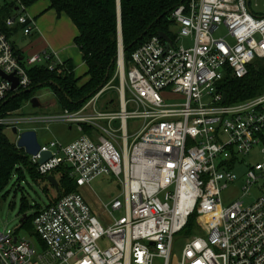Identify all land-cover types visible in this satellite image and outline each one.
I'll return each mask as SVG.
<instances>
[{"label": "built area", "instance_id": "1", "mask_svg": "<svg viewBox=\"0 0 264 264\" xmlns=\"http://www.w3.org/2000/svg\"><path fill=\"white\" fill-rule=\"evenodd\" d=\"M22 0H0L12 16L4 27L32 32ZM4 15V16H3ZM175 32L170 44L157 36L118 64L117 111L97 108L96 93L77 111L24 119H0V126L61 122L92 130L70 144L50 141L28 156L40 175L68 167L78 188L98 177H112L123 200L111 203L119 219L103 227L79 192L41 207L32 220L37 239L18 230L0 233V264H171L188 219L201 232L181 239L177 264H264V93L238 102H222L221 84L241 79L264 59V15L247 0H183L169 14ZM188 41V46L180 42ZM62 64L51 54L24 64L0 29V71L18 80L14 93L30 87L27 67ZM11 83L0 77V102ZM179 95L167 103L164 95ZM260 146L261 161L246 167L235 185L242 157ZM51 158L39 164L41 153ZM259 186L248 205L243 197ZM236 189L241 199L224 202Z\"/></svg>", "mask_w": 264, "mask_h": 264}, {"label": "trees", "instance_id": "2", "mask_svg": "<svg viewBox=\"0 0 264 264\" xmlns=\"http://www.w3.org/2000/svg\"><path fill=\"white\" fill-rule=\"evenodd\" d=\"M40 1L48 2L49 9L57 17L62 14L67 16L76 28L77 35L73 42L79 50L85 71L82 76L76 77L75 67L70 62L56 64L53 70L46 66L31 67L27 70L31 83L29 92L10 94L5 101L0 102V119L19 110L36 91L44 88L52 91L64 109L77 111L107 83L115 68L119 37L118 0H22L26 7ZM182 2L183 0H119L125 64L129 62L132 52L158 33H164L172 39L169 14ZM1 25L4 30L3 23ZM263 60L254 61L248 67L245 77L226 78L222 82V91L228 102L244 101L264 93ZM259 62L262 63L258 64ZM5 127L0 126V195L4 196L3 193L13 178L18 183L24 181L25 174L35 184L45 183L47 186L46 176L40 175L29 157L10 141L4 132ZM50 174L58 178V196L50 204L78 192L68 167H60ZM23 208L24 205L21 206V211ZM40 208L36 205L34 214L25 216L20 222L19 229L26 230V234L34 239L37 237L33 233L32 220ZM194 218L192 216L188 219L184 229L188 235L192 233Z\"/></svg>", "mask_w": 264, "mask_h": 264}, {"label": "rangeland", "instance_id": "3", "mask_svg": "<svg viewBox=\"0 0 264 264\" xmlns=\"http://www.w3.org/2000/svg\"><path fill=\"white\" fill-rule=\"evenodd\" d=\"M247 1L249 2L250 9L252 10L253 13L257 15H264V0H247ZM43 4H46V2L41 1L29 7H25L26 16L29 19H31L32 18L31 14H39L40 12H42L43 9L40 6ZM7 11L6 13L4 12V15L7 14ZM169 31L170 33L175 32V29L172 28V25L170 26ZM12 42H14L15 46L18 47L20 44L24 45L25 42L27 43V40L26 39L24 40L22 38V31L18 30L17 32L12 34L10 38V43ZM180 45L188 46L189 42L183 41L180 42ZM117 54H118V46H117ZM260 63L262 62H259L258 64ZM127 64H125L126 68H127ZM73 65L75 66V75L77 77L82 76L84 72V68L80 63V56L76 55L74 57ZM119 89H120V77H119V68L116 58L115 68L113 70L112 75H110L107 83L96 92L98 93L99 91H102L101 95L96 100L98 110L117 111L119 108ZM39 95H42L43 99L46 98L47 100H52L53 97L48 89H41L38 93V96ZM94 95H92L90 99ZM164 99L167 103L183 101V98L181 96L170 95V94L164 95ZM30 110L31 109L27 107L20 115L17 114V116L28 117L25 111L28 112ZM44 113L53 114L54 110L45 109ZM22 127H26V126H22ZM85 128L88 127L85 126ZM36 133L39 144L45 143L51 137L59 140L61 143H70L76 140V138L78 137V134L74 128L71 129V131L69 132L66 126H64L63 124L61 125L56 123L50 124L46 130L45 128H43L42 130L38 129ZM5 134L11 141L13 140L14 142L16 140V137L15 135L12 134L11 130H6ZM260 148L261 147L259 145L256 146L254 151L250 155L241 158V160L244 163V166L242 165L241 167H236L235 169H233V172L237 175L238 178L235 185L239 186V188L241 187V183H242L241 180H242V176L246 172V167L254 165L261 161V156H259ZM54 178L57 179L56 176H54ZM259 186H261V184L255 185L253 188H251L248 195L244 197L240 192L237 193L236 189H231L230 191H228L223 195L224 202H228V200L230 199H236V200L241 199L243 197L242 199L244 204L248 205L258 196ZM44 188L48 189L44 191L45 193L49 192L51 196H55V191L53 190V188H51L49 185L46 186L45 183L35 184L28 174H25V180L22 182L19 183L16 182L15 178L11 180L8 187L6 188V191L3 193L4 196L0 195V233L5 232L7 230H15L16 228L18 229L20 227V219L22 218V216L25 215L29 217L30 215L34 214L36 205L43 207L49 204L50 199L46 197V195L44 194L43 192ZM80 193L84 198V200L86 201V203L90 205L91 208H93L94 210L93 214L96 216L97 220L100 222V224L103 227H106L107 224H111L113 221L121 217L122 215L121 211H113L111 209V203L115 199H117V196L118 198L121 199V201L123 200L122 187L119 184V182L113 179L112 177H105V176L98 177L93 181H91L88 187L84 186L80 188ZM23 205L24 208L21 211V206ZM99 206L101 207V209L103 207L104 210L103 211L101 210L100 212ZM21 213L23 215H21ZM197 223H198L197 219L194 218L192 233L188 235L186 234L187 231L186 230L180 235V238L185 239L186 237L188 238L190 236L199 234L201 232V228L200 226L197 225ZM17 233L19 236L24 235L29 237L26 234L27 233L26 230L19 229ZM180 238L178 239V241L175 242L171 264H177V259L179 258L183 244Z\"/></svg>", "mask_w": 264, "mask_h": 264}, {"label": "crops", "instance_id": "4", "mask_svg": "<svg viewBox=\"0 0 264 264\" xmlns=\"http://www.w3.org/2000/svg\"><path fill=\"white\" fill-rule=\"evenodd\" d=\"M42 2H46V1H42ZM40 7L43 9L42 12H40L39 14H31L32 15L31 21L33 23L32 24L33 28H32V32L29 35H24L23 34V28L20 27L19 25H14L11 28L9 27L10 29L6 28V27L4 28V30L2 29V25L1 24L3 23L4 18H6L7 16L8 17L12 16L13 15L12 11H7V14L5 15V17H3L0 20V29L6 32L9 41H10V38H11L12 34L17 32L18 30L22 31V38L24 40L25 39L27 40V43L25 42L24 45L20 44L18 47L15 46L14 42L11 43V45L13 47V50H14V53L16 54L18 60L20 62H22V64H24L25 61L28 58H30L31 56L39 55V54H42V53H47V54H51L54 57V59L56 61L60 62V63L70 62L73 65L74 57L77 55V56H80V63L82 65L81 55H79L78 48L76 47V45L73 42L74 38L77 35V30L74 27V25L72 24V22L70 21V19L67 16H65L64 14H62L59 17H57L56 13L53 10L49 9L48 2H46V4L41 5ZM25 14H26V12H25ZM25 67L27 68V70H29L31 68V67H27V66H25ZM83 68H84V66H83ZM84 71H85V68H84ZM44 89H48L50 91V93L53 96L52 100H47L46 98H45L46 99L45 100V99H43L42 95L38 96V93L41 90L40 89V90L36 91L34 93V95L32 96V98H36L37 99L38 104H39L38 107L34 108L31 105V103H30V100L32 99L31 98L19 110L9 114L6 117V119L14 118L15 120H19V121L21 119H24L25 117L17 116V114L20 115L25 110V108H27V107H29L31 109L28 112L25 111V113L28 115L27 118L43 117V116L59 114V113H62L63 111H65V110L69 111L67 109H64L61 106V104L58 102L57 98L54 96V94L52 93V91L49 88H44ZM36 93H37V95H36ZM45 109L46 110L47 109L54 110V113L53 114H45L44 113ZM99 109H101V108H99ZM101 111H106V110H101ZM53 123L61 124V125L63 124L64 126L67 127V130L69 132L71 131V129L74 128L75 131L78 134V137L76 139H78L82 135H85V136H87L89 138H94V136L92 135V130L90 128H88V130L86 131L85 127H83L82 130L79 131L76 126H74V125L72 126V125H69V124L61 123V122H46V123H40V122L31 123L30 122V123H24V125L22 123H20L16 127H12V128L5 127L4 132L6 130H11V132H12L13 128L17 129V132H18L17 134L18 135L20 133H22V132H25V131H35L36 132L38 129L42 130L43 128H45V130H46L49 127V125L53 124ZM22 126H26V127H22ZM18 135H15L16 140L14 142H13V140L12 141L10 140L15 145H16V142H17V139H18ZM36 136H37V133H36ZM50 141H57V142H59L60 144H63V145H67V144L71 143V142L70 143H61L59 140L54 139L53 137H51L45 143L39 144V145L47 144ZM16 148H17V145H16ZM49 176H52L54 178L55 175H51L50 174ZM46 178H47V176H46ZM55 181H56V183L58 185V178L55 179ZM47 185H49L55 191V196H51L49 194V192H47V193L44 192V190H46L47 188L43 189L44 194L46 195V197H48L50 199V202H51V201H53L56 198V196H58V190H55L54 187L52 185H50L48 182H47ZM89 185H87L86 187H88ZM77 189H78V192L80 193V188H77ZM117 198H118V196H117ZM50 202H49V204H50ZM91 210L94 213L93 208H91ZM101 210L103 211L104 208L102 207V209H101V207H100L99 211L101 212ZM97 211H98V208H97Z\"/></svg>", "mask_w": 264, "mask_h": 264}, {"label": "water", "instance_id": "5", "mask_svg": "<svg viewBox=\"0 0 264 264\" xmlns=\"http://www.w3.org/2000/svg\"><path fill=\"white\" fill-rule=\"evenodd\" d=\"M247 3H249L247 1ZM121 27H120V10H119V0H118V33H119V38H118V45H120L121 47V54L123 55L124 53V49L122 47V41H121ZM157 37L161 40H163L167 45L166 47L170 44V39L168 38V36L164 33H158ZM119 48V46H118ZM119 52V49H118ZM117 60H118V54H117ZM110 68V67H109ZM109 70V69H108ZM0 77L9 81L11 83V92L13 94H18V93H14L17 89V85H18V80L17 78H15L13 75H5L3 72L0 71ZM24 92H29V90H26ZM227 100L226 95L223 96L222 102L225 103ZM31 105L35 108L38 107V101L36 98H32L30 100ZM12 133L14 135H18L17 133V129L13 128L12 129ZM17 148L21 149L24 151V153L27 156H35L38 152H39V148L40 145L37 141V136H36V132L35 131H25L22 132L18 135V139L16 142ZM41 159L39 160V164H43L45 163L47 160H49L51 158V154L48 153H41L40 154ZM47 182L52 185L54 187L55 190H58V185L55 181V179L52 176H47L46 178ZM25 218V215L20 219V222H22V220Z\"/></svg>", "mask_w": 264, "mask_h": 264}, {"label": "bare ground", "instance_id": "6", "mask_svg": "<svg viewBox=\"0 0 264 264\" xmlns=\"http://www.w3.org/2000/svg\"><path fill=\"white\" fill-rule=\"evenodd\" d=\"M119 46V52H118V64H119V66L121 67V65H122V54H121V47H120V45H118Z\"/></svg>", "mask_w": 264, "mask_h": 264}]
</instances>
